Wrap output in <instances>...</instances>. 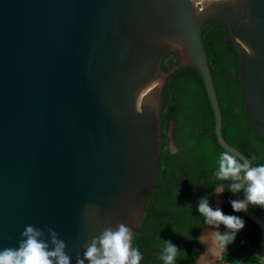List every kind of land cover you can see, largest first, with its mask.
Here are the masks:
<instances>
[{"label": "water", "instance_id": "water-1", "mask_svg": "<svg viewBox=\"0 0 264 264\" xmlns=\"http://www.w3.org/2000/svg\"><path fill=\"white\" fill-rule=\"evenodd\" d=\"M214 19L230 28L244 108L264 138V0H0V249L29 224L57 231L72 264L108 226H130L133 244L160 187L163 90L181 68L201 75L220 146L248 159L224 138L202 40ZM240 213L260 229L264 264V219ZM203 245L193 264L211 263Z\"/></svg>", "mask_w": 264, "mask_h": 264}, {"label": "trees", "instance_id": "trees-1", "mask_svg": "<svg viewBox=\"0 0 264 264\" xmlns=\"http://www.w3.org/2000/svg\"><path fill=\"white\" fill-rule=\"evenodd\" d=\"M202 40L222 110L225 140L248 159L254 157L253 166L264 164V138L244 108L240 57L229 26L221 19L210 21ZM175 66L176 55L169 53L163 59V70L169 72ZM160 122L163 138L158 174L160 187L149 202L133 243L143 254L141 264H164L160 258L163 240L189 243L190 248L183 249L185 261L180 264H193L198 253L191 256L190 252L193 247H200L198 235L205 224L198 203L207 196L211 206L219 186L225 190L223 212L245 221L244 229L223 253L221 264H260V229L244 215L233 211L230 200L234 199V194L228 191L231 181L215 178L218 157L225 150L215 135L212 106L203 79L195 68H181L169 77L163 90ZM171 127L178 148L173 155L169 149ZM249 208L264 219V208L251 205ZM224 231L227 229L223 225L221 232Z\"/></svg>", "mask_w": 264, "mask_h": 264}, {"label": "clouds", "instance_id": "clouds-1", "mask_svg": "<svg viewBox=\"0 0 264 264\" xmlns=\"http://www.w3.org/2000/svg\"><path fill=\"white\" fill-rule=\"evenodd\" d=\"M252 159L242 160L228 150L218 157L215 178L231 181L228 191L233 194L244 193L242 200H230L236 213L246 212L250 205L264 208V164L253 166ZM224 191L223 187L215 189L216 194ZM198 211L205 224L215 229L199 237L202 244H206L210 237L220 248L227 249L245 227L240 216L227 215L219 207L213 209L207 196L199 201ZM221 224L227 231L218 230ZM133 235V229L124 223L106 227L85 243L86 250L83 256H76V264H85L86 261L88 264H141L143 254L133 247ZM21 237L18 247L0 249V264H72V258L66 252L67 243L52 227L40 229L25 225ZM181 252L170 240H163L160 258L164 264H176Z\"/></svg>", "mask_w": 264, "mask_h": 264}, {"label": "flooded vegetation", "instance_id": "flooded-vegetation-1", "mask_svg": "<svg viewBox=\"0 0 264 264\" xmlns=\"http://www.w3.org/2000/svg\"><path fill=\"white\" fill-rule=\"evenodd\" d=\"M173 142H174V144L176 145V142H175V141H173ZM169 149H170L172 155H173V154H176V153L178 152L177 145H176V151H175V152L171 149V142H170V144H169ZM220 208H221V206H220ZM203 228H204V227H203ZM200 232H201V230H200ZM200 232H199V233H200ZM198 237H199V235H198ZM198 241H199V239H198ZM172 243L175 244L176 246H178V248L182 251V252L180 253V258H178V260L176 261V264L184 263L185 259L183 258V249H184V250H188V249L190 248V244L187 243V242H184V243H183V242H180V241H178V240H174ZM199 243H200V247H193V248H192L193 251L190 252V255H191V256H194L195 253H198L196 259H197L198 257H200L201 255H205V254H206V250H207V248H206L205 245H203L201 242H199ZM207 243H208V241H207ZM216 244H217V243H216ZM216 244H214L213 246H211V245L208 243V247H210L209 250H210L211 255H212V258H209V261L215 260V257H216L215 255H216V254L214 253V251H215V248H216ZM185 245H186V246H185ZM209 245H210V246H209ZM213 250H214V251H213ZM196 259H195V260H196ZM195 260H194V261H195ZM221 261H222V260H215L214 263H210V264H221ZM193 263H194V262H193ZM157 264H159V263H157Z\"/></svg>", "mask_w": 264, "mask_h": 264}, {"label": "rangeland", "instance_id": "rangeland-1", "mask_svg": "<svg viewBox=\"0 0 264 264\" xmlns=\"http://www.w3.org/2000/svg\"><path fill=\"white\" fill-rule=\"evenodd\" d=\"M171 149L175 152L176 151V145L173 143L171 144ZM215 230V229H213ZM219 230V229H218ZM222 251V248H220L217 244H216V248H215V251L214 253L216 254L215 256V260H218L219 259V254L220 252ZM209 258H212V255H210ZM215 260H212L211 263H214Z\"/></svg>", "mask_w": 264, "mask_h": 264}, {"label": "bare ground", "instance_id": "bare-ground-1", "mask_svg": "<svg viewBox=\"0 0 264 264\" xmlns=\"http://www.w3.org/2000/svg\"><path fill=\"white\" fill-rule=\"evenodd\" d=\"M212 231H213V230H212ZM207 241H208V243H209L211 246L214 245V241H213L210 237L208 238ZM210 245H209V246H210ZM209 248H210V247H209ZM213 251H214V250H213ZM204 264H208V263H204Z\"/></svg>", "mask_w": 264, "mask_h": 264}]
</instances>
